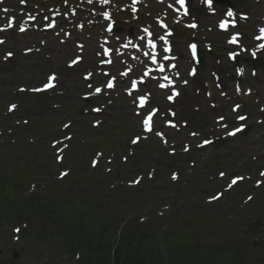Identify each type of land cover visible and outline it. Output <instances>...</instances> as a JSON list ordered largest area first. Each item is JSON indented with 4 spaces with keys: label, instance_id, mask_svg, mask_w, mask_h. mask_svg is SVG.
Listing matches in <instances>:
<instances>
[{
    "label": "rangeland",
    "instance_id": "374dc122",
    "mask_svg": "<svg viewBox=\"0 0 264 264\" xmlns=\"http://www.w3.org/2000/svg\"><path fill=\"white\" fill-rule=\"evenodd\" d=\"M231 1L237 2L240 0ZM244 2H247L249 7L243 5L241 10L248 13L251 12V21L256 20L260 22L259 17L264 10V0L259 1L257 5L254 4V0H246ZM251 21L247 25H241L242 31L249 27L248 25L251 24ZM202 25H212V23L207 21L206 23H202ZM203 35L207 39L212 40L214 50L211 56L205 53V59L208 63L204 67V70H199V73L202 77L201 80L205 78L211 83L210 72L217 68V62L214 57L224 60V51L221 49L223 47L222 37L220 38L212 31L203 32L200 35L201 38L198 36V39H203ZM217 38L220 41L218 43L214 42V39ZM263 59L264 53L260 57V60ZM60 63L61 61H58V64ZM24 64L26 65L27 62ZM55 65L56 63L53 59L49 61L37 59L35 66L30 67L26 71V75L31 78L30 81L26 82L27 84L18 80L12 83L10 77L15 69L0 67V129L6 130L12 128V124L15 122L14 117H19L20 125L23 124L21 122L22 119L28 120V123L25 125L26 127L21 129V134L16 136L15 141L27 147L24 153L26 156L22 155L21 149L23 146L19 147L16 153H11L13 156L19 155V157L28 158V160L18 162L17 165L13 164L12 161L13 167L18 171L13 180L16 179L19 183L18 186L21 187L23 185L25 189L23 191L18 190L17 192H14L15 190L13 191L12 189L10 195L14 192V197H22V195H29L39 190L42 191L41 188H38V185L44 182L45 189H47L52 181L66 179L72 174V170L74 173V169L77 170V175L87 177L89 173L93 172L89 166V159L94 155L96 150H100L102 157L99 161V167L103 166V160L108 156L113 157V162L110 165L112 166V171L108 175L103 174L101 171L100 174L94 176L99 183H107L108 181L105 179L112 176L117 167H119L121 173L120 179L124 181H131L135 176V173H130L131 171L136 172L138 170L141 173H145L147 168L151 166L156 168L151 181H144L141 184L143 190L137 196V201L142 205H148V207L145 213L139 214V218L143 215L147 220H156L159 215L158 211H164L163 217H161L162 224H154L158 227L156 229L164 234L158 235L157 233L155 237H158L157 239L160 241L163 240L165 250L169 253L168 255L174 264H202L204 260L203 256L209 253L211 255L207 257L206 264H264V184L258 188H253L252 181H244L216 202L206 205L207 203L204 201L205 196L212 195L217 189L221 188L233 171L237 172L238 175L248 172L252 175V180L258 177L256 168L260 165V161L249 159L251 155L255 154L254 149H257L258 144V142L256 144L253 140V132L260 130L264 133V122L260 125L255 124L256 117L264 116V114H260L257 107L252 110L253 117L248 120L251 127L250 130L252 131L251 135L249 133L245 139L227 140L215 147L210 146L200 150L194 158H190V161L194 163L192 167L189 165V160L184 161L183 159L173 163L170 162V164L161 162L158 154L163 159L164 156L162 154L165 155L167 153V148L160 145L153 137L149 138L151 139L148 141V145L150 146H144L145 154H142V150L138 149V146L144 143V141H140L135 147L136 151L134 150V155L128 157L126 163H122L120 157L128 155L129 139L133 134L139 132L136 119L131 115L130 106L122 98H119L114 103L107 114L93 116L88 114L89 111L86 112L85 108H82L83 103L78 93L80 94L83 90L77 89L76 86H73L70 92L61 87L57 92L50 93L52 97L49 101L39 102L29 98V93L13 94L11 92L19 84L27 86L38 84L44 74ZM0 66H8V64H0ZM19 66L18 64L16 69ZM258 78L264 80V68L262 67L258 68ZM243 80L245 83L256 87L253 89H259L255 79H252L248 74H246ZM242 97L245 99V96ZM253 100L254 97H250L247 101L250 103ZM10 102H16L18 108L13 113V117L7 116L4 119V114H7L5 107ZM260 102L262 103V98ZM94 118H102L103 120L97 128L91 125L90 120ZM68 120L73 121L72 125L64 131L61 130L62 123ZM209 124H212V120ZM67 132L72 133L73 137L64 155L63 162L58 165L54 160V148L49 143L51 140L57 139ZM4 134L6 133L4 132L1 137H7ZM115 135L117 137L113 138ZM27 143L30 145H27ZM29 150L31 152L33 150L41 151L43 155L42 159L47 166L46 169H38L34 165L30 158ZM217 150L220 151L219 154L216 153ZM3 155L5 159V154ZM117 161H119L118 164ZM141 161H145L146 164L143 163L144 166L136 168L135 163H140ZM40 164L43 163L40 162ZM222 165L226 166L225 171L227 175L225 179L222 182L208 179V176L214 175L218 167ZM63 168H68L69 173L62 179H58V171ZM172 168L178 169L180 173L178 182L174 184H172L169 177ZM33 170L39 174L37 179H32L29 174ZM42 170L44 172L48 171L49 176H43ZM159 171L162 174L161 176L157 174ZM21 180L24 184H21ZM182 181L193 183L191 186L188 185L190 188L187 191H183L179 187ZM122 187H128L126 182L123 183ZM3 194L4 191H0V196ZM247 194H252L253 197L241 209V201ZM259 194L262 197H258ZM117 197L123 203L125 201L123 198L129 200L126 203V207H129L132 203L130 196L125 198L121 194L117 195ZM157 197L159 199H156ZM226 199L229 200L227 201ZM254 200H261L262 202L258 206V211L254 217L252 216V212H250V218L246 210L249 207L248 204ZM114 205L115 209L118 210L117 204L114 203ZM165 205L169 207L166 211L161 208ZM121 209L125 210L126 208L123 207ZM137 216L132 215V219L136 221ZM167 216H169L168 219ZM248 219H250V222ZM22 220L24 222L29 221L28 219V221ZM26 224L28 227L26 231L28 229L31 230L30 224ZM253 224L258 225L256 229L253 228L254 226H250ZM15 226L23 227L20 222H4L0 220V264H41L39 256H37V252L41 248H39L37 243L34 244L33 242L35 241L36 229L39 226H36L37 228H35L34 232L32 230L29 232L28 238L23 237L19 233L18 240L14 241L12 230ZM98 226L99 224H96L95 228L97 229ZM167 226H169V229L164 232ZM72 230L74 232L78 231L82 235L87 233L88 235H93L95 233L91 229L87 230L80 222L74 223L68 229V232L71 233ZM173 230L174 233H171ZM116 235L117 233H115ZM66 237L67 235H62V238L65 240ZM254 237H257V241ZM212 239H216V241L210 245L211 247L206 246L204 248V245L202 246L204 242L211 241ZM154 240V238H148L142 246L148 247ZM13 253H17L16 259L13 258ZM96 254L99 255L97 252ZM256 258L259 260H256ZM73 260L75 259L69 260V263L73 262ZM154 261L158 263L160 260L155 257ZM47 264L50 263L47 262ZM164 264L168 263L164 262Z\"/></svg>",
    "mask_w": 264,
    "mask_h": 264
},
{
    "label": "trees",
    "instance_id": "16d2710c",
    "mask_svg": "<svg viewBox=\"0 0 264 264\" xmlns=\"http://www.w3.org/2000/svg\"><path fill=\"white\" fill-rule=\"evenodd\" d=\"M13 148L17 147L7 140L0 144V191H4L0 196V220L29 223L32 232L39 226L33 242L41 248L37 252L41 264H174L165 250L163 240L155 237L157 232L154 231L152 222L146 221L141 227L134 219L124 221L128 211L121 208H126V203L117 197L123 192L120 187L109 188V179H105L107 183H99L95 177H83L77 175V170H74L67 179L52 181L46 190L14 197V192L23 191L25 187L18 186V181L13 180L18 171L13 167L12 161L17 165L27 158L13 156ZM2 153L5 154V159ZM32 159L36 162L41 160V157ZM37 168L42 169L40 165ZM29 174L32 179H37L39 175L35 170ZM45 175L48 176L49 172H43V176ZM110 179L111 182L115 181L114 176ZM21 184H24L22 180ZM38 188L40 189L39 185ZM12 189L15 191L10 195ZM142 190V186L128 190L132 203L135 202L134 210L147 207L137 201V196ZM114 203L117 204L118 210L115 209ZM22 219H28L30 222H24ZM76 222L95 233L82 235L73 230L69 233L68 229ZM123 222L124 225L119 229L120 223ZM96 224L100 226L97 229ZM118 229L119 235L115 236ZM31 230H23V237L28 238ZM171 233H174V230ZM62 235H67L66 240ZM145 238L155 239L148 245L149 248L142 246L146 243ZM212 244L213 242H204L202 246L211 247ZM209 255L211 253L203 256L202 264L207 263ZM37 256L35 255L36 258ZM155 257L159 258L158 263L154 261ZM72 259L75 260L69 263Z\"/></svg>",
    "mask_w": 264,
    "mask_h": 264
},
{
    "label": "snow or ice",
    "instance_id": "6c2138e0",
    "mask_svg": "<svg viewBox=\"0 0 264 264\" xmlns=\"http://www.w3.org/2000/svg\"><path fill=\"white\" fill-rule=\"evenodd\" d=\"M88 2H89V3H92V0H88ZM107 2H108V0H103V3H107ZM135 3H136V0H133V4H135ZM179 3H180L181 5H183L184 0H179ZM205 3H206L209 7L212 6V0H205ZM133 11H135V8H133ZM102 15L104 16L105 19H108V15H109V14H108L107 12H103ZM227 15H228L229 17H231V16L233 15V13H232L231 11H228V12H227ZM33 19H35V17H33ZM226 23H227V22H225V21H221L220 24H219V27H220L221 29H224V28L226 27ZM9 24H11V21H9ZM48 26H49V27H53L52 24H49ZM188 26L191 27V28H195V27H196L195 24H190V25H188ZM19 31H20V32H24L25 29L21 27V28L19 29ZM145 31H147V29H145ZM261 33L264 34V29H261ZM160 39L163 40L164 37H160ZM235 41H236V36L233 35V36L231 37V39H229L228 43H229V44H233ZM4 43H5V40H4V39H0V44H4ZM148 47H149L150 49H155L156 45H155L154 43H152V41H149V42H148ZM190 47H191V48L193 49V51H194L195 48H196V45L192 44V45H190ZM261 47L264 48V45H261ZM27 51H31V49H28ZM164 51H168V49L165 48ZM143 55H144L145 57H151L152 63H154V64L156 63V55H155L153 52H144ZM235 55H236V54H235L234 52H230V53H229V59H233V58L235 57ZM12 56H13V53H12L11 51H8V52H7V57H12ZM80 59H82V57H77L76 59H73V60L69 63L68 67H71V66L77 64V63L79 62ZM165 59H168V57H165ZM101 62H102V63L105 62V61L103 60V57H102V59H101ZM109 63H110V61H109ZM160 70L163 71V70H164L163 67H161ZM129 71H132V69H128V71H125L124 73H122V75H123V76H127ZM237 72H238V73H239V72H242V69H237ZM148 74H149V73H148L147 71H145V72L143 73L144 76H148ZM89 75H90V74H89ZM103 75L107 78L108 73H103ZM55 79H56L55 75H51V76H49V77H48V82H46V83L43 85V88H37V89H34V91H43V90L48 89L49 87H52V83H51V82L54 81ZM163 79H164L165 81H168V84L159 83L158 86H159L160 89H165V88H167V87L171 84V81L169 80V77L164 76ZM114 81H115V78L106 79V87H107V89H113V87H114ZM101 83L104 84V83H105V80H102ZM184 83L186 84L187 81H185ZM136 87H137V81H136V80H133V81L131 82V88H132V89H136ZM94 91H95L96 94H100V93H102V92L104 91V89H102L101 87H96V88L94 89ZM237 91H240V89L237 88ZM129 94L132 95V93H129ZM177 95H179V93L176 92V91L173 89L172 92H171V94L167 96V100L172 101V100L174 99V97L177 96ZM221 95H224V93L222 92ZM147 99H148V97H147L146 95H143V94H142V95L139 96V104H140V106H141L142 109H144V108H146V107L149 106V105L146 104ZM134 102H135V97H134ZM15 107H16V105H11V106L9 107V111H12L13 109H15ZM238 107H239V105H237L236 107H234V108L232 109V111H233V112H236L237 109H238ZM94 111H99V109H94ZM156 113H157V109H156V108H152V110L149 111V112L147 113V115H144L143 112L137 113V115L141 116L142 128H143V130H144L145 132H153V131H155L153 125H154V117H155ZM170 114L174 116V115H175V112H171ZM218 119H219L220 122H225V123H226V121H227V117L224 116V115H220ZM236 119H238V120H240V121H244V120H245V117H244L243 115H237ZM25 123H26V122H25ZM97 123H98V122H97ZM165 123L168 124L169 126L173 127V128L178 127V125L174 124L172 121H169V120H165ZM64 127L67 128V127H69V125L65 124ZM240 131H241V128H240L239 126H236L234 131H229V132H228V135H229V136H234V135H236L237 133H239ZM155 135H156L157 137H162V136H163V133H162L161 131H155ZM192 135L195 136L196 133H192ZM139 139H140L139 137H136V138L132 139L131 143H132L133 145H135V144L138 143ZM209 143H210V141H208L207 139H205V140L203 141V144H205V145H206V144H209ZM201 146H202V145H201ZM184 151H188L187 146L184 148ZM124 159L126 160L127 158L125 157ZM97 164H98V161H93V166H94V167H95ZM67 174H68V173H66V172H61V173H60V176L63 178V177H65ZM219 175H220L221 177H223V176L225 175V173H224L223 171H221V172L219 173ZM260 175H261L262 177H264V171H262V172L260 173ZM150 176H151V173H150ZM171 179H172V180H176V179H177V175H176V173H173V174H172ZM242 179H243V177H239V176H237V177H235V178H232V179H231V182L227 185V189H231L233 186H235V185L237 184V182H238L239 180H242ZM133 183H139V180L133 181ZM257 183L259 184V181H258ZM221 196H222V193H221V194H218V195H214V196L211 197V200H212V201H215V200L219 199ZM251 199H252V197L249 196V197H248V200H251ZM15 231L19 232L20 229L17 228Z\"/></svg>",
    "mask_w": 264,
    "mask_h": 264
}]
</instances>
